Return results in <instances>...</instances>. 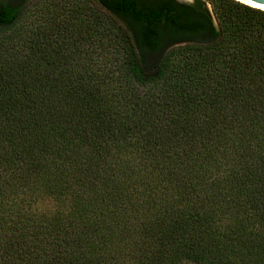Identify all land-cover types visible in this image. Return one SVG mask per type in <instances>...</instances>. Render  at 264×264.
<instances>
[{
  "label": "trees",
  "instance_id": "16d2710c",
  "mask_svg": "<svg viewBox=\"0 0 264 264\" xmlns=\"http://www.w3.org/2000/svg\"><path fill=\"white\" fill-rule=\"evenodd\" d=\"M0 264H264V10L0 0Z\"/></svg>",
  "mask_w": 264,
  "mask_h": 264
},
{
  "label": "water",
  "instance_id": "95a60500",
  "mask_svg": "<svg viewBox=\"0 0 264 264\" xmlns=\"http://www.w3.org/2000/svg\"><path fill=\"white\" fill-rule=\"evenodd\" d=\"M178 1L185 2V3H191V1L189 0H178ZM236 1L243 3L245 5H248L250 7H253V8L264 10V0H236ZM213 21H214V24L217 25L214 18H213Z\"/></svg>",
  "mask_w": 264,
  "mask_h": 264
},
{
  "label": "rangeland",
  "instance_id": "374dc122",
  "mask_svg": "<svg viewBox=\"0 0 264 264\" xmlns=\"http://www.w3.org/2000/svg\"><path fill=\"white\" fill-rule=\"evenodd\" d=\"M189 1L193 2V0H189ZM207 1L209 7H212V4L216 3V0H207ZM40 207L42 208V210H53L54 204L52 202H46L42 204Z\"/></svg>",
  "mask_w": 264,
  "mask_h": 264
}]
</instances>
